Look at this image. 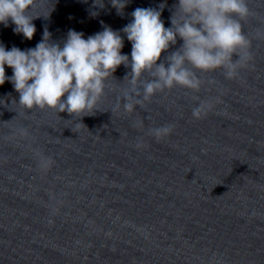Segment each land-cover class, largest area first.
Wrapping results in <instances>:
<instances>
[{"label": "clouds", "instance_id": "obj_1", "mask_svg": "<svg viewBox=\"0 0 264 264\" xmlns=\"http://www.w3.org/2000/svg\"><path fill=\"white\" fill-rule=\"evenodd\" d=\"M127 2L111 0V5L121 14ZM36 4L37 0H0V24L8 27L11 21L14 33L31 40L36 32L33 20L41 17L31 14ZM96 4L103 7L102 0ZM165 6L160 4L159 10L136 8L131 13L132 21L120 31L104 26L103 31L85 39L84 33L69 30L62 45L52 41L47 28L34 48L21 50L13 46L7 50L0 43V86L6 80L11 82L19 93V101L15 102L27 111L52 109L81 118L99 110L120 65L130 71L121 82L124 86L112 114L121 109L132 113L156 94L175 87L199 92L201 73L221 70L231 80L248 67L251 41L242 24L253 15L248 0H178L170 17L171 27L167 28L161 19ZM121 31L131 42L130 57L122 54ZM258 35L264 36V32ZM177 38L182 45L162 60V53L176 45ZM5 66L12 69V76H6ZM213 107L211 99L200 100L192 109L193 118L205 117ZM173 127L168 124L151 128L149 134L159 141ZM18 133L28 136L24 128ZM51 164V158L41 157L42 169Z\"/></svg>", "mask_w": 264, "mask_h": 264}]
</instances>
